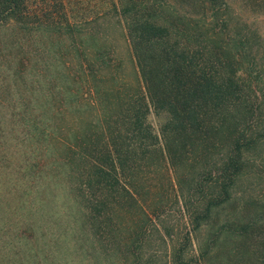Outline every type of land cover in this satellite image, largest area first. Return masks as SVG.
Returning <instances> with one entry per match:
<instances>
[{"label":"trees","instance_id":"16d2710c","mask_svg":"<svg viewBox=\"0 0 264 264\" xmlns=\"http://www.w3.org/2000/svg\"><path fill=\"white\" fill-rule=\"evenodd\" d=\"M57 4L63 6L60 0H0V29H15L18 34L51 24L62 39L60 46L68 40V46L60 50L61 67L53 68L54 79L67 81L68 90L83 81L78 94L92 96L95 103L88 108L100 113L93 124L85 108L75 116L77 129L65 127L62 121L67 115L62 99H57L52 116L55 130L49 139L51 166L62 174L65 185L104 194L96 202L102 210H95L104 225L102 233L115 231L116 222L111 221L116 208L134 206L148 219L150 229L147 235L145 229L132 226L133 234L152 237L156 232L165 242L171 238L169 231L162 232V223L161 227L153 217L165 200L160 192L152 194L156 183L147 182L153 175L154 179L156 174L158 179L162 176L179 212L187 217L189 242L190 232L194 233L198 260L209 264L218 255L220 241L245 237L244 227L249 224L243 210L248 213L250 206L264 203L256 195L264 184V80L257 67L250 73L248 61L238 73L251 52L253 36L248 31L233 37L224 33L228 27L227 19L221 17L227 8L224 0H202L201 6L210 11V22L175 14L159 0H130L119 7L112 2L111 9L125 25L134 64L131 82L114 73L120 64L102 45L100 34L94 32L83 45L81 26L71 16L58 15V9L54 14ZM103 15L85 21L97 23ZM213 19L218 20L217 26ZM22 36L16 35L11 43H21ZM18 48L11 58L17 63L13 75H21L31 61L29 52ZM79 49L86 61L76 63L78 67L69 65L66 57ZM253 58L252 54V66L256 65ZM150 113L164 115L156 130L148 119ZM63 183L60 180V188ZM119 219L130 222L126 217ZM125 229L126 234L128 226ZM253 248L245 244L242 250L231 249L250 257L257 254ZM183 250H171L175 264H188ZM249 257L243 264H252ZM259 264H264V251Z\"/></svg>","mask_w":264,"mask_h":264},{"label":"rangeland","instance_id":"374dc122","mask_svg":"<svg viewBox=\"0 0 264 264\" xmlns=\"http://www.w3.org/2000/svg\"><path fill=\"white\" fill-rule=\"evenodd\" d=\"M129 1L60 0L63 6L57 4L53 10L54 14L58 9V15L66 14L67 18L71 16L79 23L84 34L80 36L83 45L94 32L99 33L104 42L102 45L112 51L111 55L120 64L113 70L114 73L133 82L134 64L125 36V25L118 12L111 9L112 2L119 7L120 2L125 4ZM159 1L167 3L170 11L180 16L211 20L208 8L201 6L202 0ZM224 1L227 8L222 11L224 16L221 17L228 21L224 33L233 37L248 31L254 39L252 48H248L251 52L242 60L243 69L238 73L244 71L248 61L252 67L250 73L255 71V66L261 70L260 79L264 80V0ZM99 13L105 15L99 17L97 23L85 21ZM217 21L213 19L211 22L217 26ZM16 35H23L21 43L12 44L10 40ZM0 39H8L6 43L0 42V264H175L171 250L181 247L188 264H205L198 260L194 233L190 232L193 237L190 242L187 239L191 227L186 223L185 213L179 212L175 197L166 188V179L162 176L158 179L157 174L155 179L153 175L147 182L156 183L152 187V194L162 193L165 204L153 217L156 223H162L164 228L161 231L167 229L171 238L166 237L162 242L156 232L152 237L135 236L132 226L145 229L147 234L150 224L142 213L134 211V206L116 208L111 221V224L116 222L113 226L115 231L109 235L102 233L104 225L100 212H96L98 208L102 210V205L96 206V202L103 199L104 194L92 193L86 187L77 190L72 184L65 185L62 174L56 173L51 166L53 147L49 139L50 133L55 130L52 116L57 99H62V109L67 115L66 120L62 121L65 127L71 125L77 129L75 116L84 112L85 108V114L93 124L96 123V115L100 114L95 108H88V105L95 103L92 96L81 98L83 92L78 94L83 81L81 84L75 83L68 90L67 81L54 79L53 68L61 67L60 50L68 46V40H65L64 46H60L62 39H59L51 24L18 34L15 29H0ZM87 43L91 44L90 41ZM18 46L22 51L29 52L31 61L21 75H13L17 63L15 65L11 58L19 51ZM252 54L253 61H256L253 66L250 60ZM65 60L74 67H78L76 63L86 61L80 49L73 50ZM105 60L107 62L108 59ZM246 73H242L244 78ZM163 118L164 115L154 113L148 116L155 130ZM60 180L64 187H59ZM248 193L251 195V192ZM256 195L264 200L263 183L258 186ZM263 205L250 206L249 214L243 210L241 214L247 215L245 222L249 224L244 227L245 237L231 236L222 243L220 241L216 248L218 255L211 257L209 264H243L249 254H237L231 248L241 249L242 246L243 249L245 244L254 246L253 249L257 251V254H250L248 260L252 264H259L264 251V248L261 250L264 246ZM120 217H126L130 222H123ZM126 226L130 238L123 237L127 235Z\"/></svg>","mask_w":264,"mask_h":264}]
</instances>
